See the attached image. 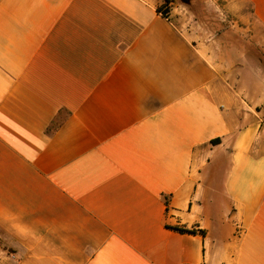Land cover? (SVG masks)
<instances>
[{"label":"crops","instance_id":"obj_1","mask_svg":"<svg viewBox=\"0 0 264 264\" xmlns=\"http://www.w3.org/2000/svg\"><path fill=\"white\" fill-rule=\"evenodd\" d=\"M163 3L0 0V264H264V0Z\"/></svg>","mask_w":264,"mask_h":264},{"label":"rangeland","instance_id":"obj_2","mask_svg":"<svg viewBox=\"0 0 264 264\" xmlns=\"http://www.w3.org/2000/svg\"><path fill=\"white\" fill-rule=\"evenodd\" d=\"M178 1L182 0H176ZM183 2V1H182ZM162 8L169 9L168 5L162 4ZM221 19L220 15L215 12L203 15L205 23L215 30L214 33L223 37L220 44H216L217 50H245L250 54H254L260 66L264 69V26L249 22L238 21L232 16L227 15ZM247 61V60H246ZM245 61V62H246Z\"/></svg>","mask_w":264,"mask_h":264},{"label":"trees","instance_id":"obj_3","mask_svg":"<svg viewBox=\"0 0 264 264\" xmlns=\"http://www.w3.org/2000/svg\"><path fill=\"white\" fill-rule=\"evenodd\" d=\"M170 1L171 0H164V4L168 5ZM159 9L165 16L169 15V9H164V8H162V6ZM220 140L221 139L219 137H217V138L213 139V142L214 143H218V142H220ZM173 228H175V229H177L179 231H182V232H191V233L197 232L196 228H187V227H184V226H173Z\"/></svg>","mask_w":264,"mask_h":264},{"label":"water","instance_id":"obj_4","mask_svg":"<svg viewBox=\"0 0 264 264\" xmlns=\"http://www.w3.org/2000/svg\"><path fill=\"white\" fill-rule=\"evenodd\" d=\"M184 3H189L190 0H182Z\"/></svg>","mask_w":264,"mask_h":264},{"label":"built area","instance_id":"obj_5","mask_svg":"<svg viewBox=\"0 0 264 264\" xmlns=\"http://www.w3.org/2000/svg\"><path fill=\"white\" fill-rule=\"evenodd\" d=\"M169 16V15H168Z\"/></svg>","mask_w":264,"mask_h":264}]
</instances>
